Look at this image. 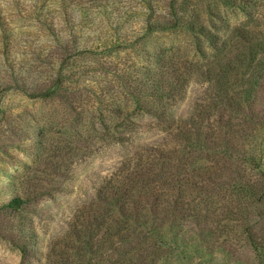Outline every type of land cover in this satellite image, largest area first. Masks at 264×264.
<instances>
[{"label":"rangeland","instance_id":"1","mask_svg":"<svg viewBox=\"0 0 264 264\" xmlns=\"http://www.w3.org/2000/svg\"><path fill=\"white\" fill-rule=\"evenodd\" d=\"M156 1L164 11L158 7L159 17L149 25L154 30L146 33L148 11L142 0H0V40L4 32L8 37L5 55L0 52V206L17 193L34 196V204L23 211L32 234L27 257L14 244L17 234L6 227L0 209V264H57L51 257L52 244L62 239L69 223L77 216L93 215L91 209L104 193L122 192L135 175L130 160L146 143L160 138L145 116L137 119L134 133L122 138L116 132L99 136L92 129L94 112L99 107L112 109L134 75H142L139 70L149 64L148 51L169 49L159 77L177 71L174 62L181 67L176 53L181 59L193 54L184 32L167 28L165 8L171 0ZM189 2L192 6L186 11L208 28L216 24L224 30L244 19L241 11L220 0ZM203 47L208 49L206 41ZM58 69L65 75L59 93L28 96L49 87ZM181 85L175 115H186L203 91L200 84ZM225 175L231 182L230 174ZM144 179L135 181L140 185ZM155 189L146 188L142 201ZM256 197L231 188L203 199L194 207L195 221L203 233L216 232L212 241L180 235L177 243L162 244L167 257L159 264H264V199L256 202ZM222 230L224 235L214 237ZM248 238L258 243L259 252H246L252 249ZM105 255L114 258L117 253L109 248ZM97 257L100 261L103 256Z\"/></svg>","mask_w":264,"mask_h":264},{"label":"trees","instance_id":"2","mask_svg":"<svg viewBox=\"0 0 264 264\" xmlns=\"http://www.w3.org/2000/svg\"><path fill=\"white\" fill-rule=\"evenodd\" d=\"M220 1L241 11L243 21L224 30L216 24L208 28L186 11L192 6L189 0H171L165 8L167 28L182 30L194 55L188 53L190 57L181 59L176 53L181 67L174 62L178 70L170 68V76L159 77L169 49L153 48L148 51L149 64L127 84L124 97L112 109L99 107L94 112L97 125L92 129L99 136L116 132L122 138L134 133L137 119L145 116L160 138L146 143L130 160L129 169L135 175L122 192L104 193L99 205L91 209L93 215L77 216L69 223L62 239L52 244L51 257L57 264H159L167 254L162 244L177 243L180 235L212 241L216 232L203 233L195 221L194 207L203 199L224 195L231 188L257 195L256 202L264 199V0ZM142 4L148 11L146 33H151L150 20L159 17L156 11L161 7L156 0H142ZM205 41L208 49L203 47ZM1 42L0 52L5 55V32ZM127 44L131 47L133 43ZM64 76L58 69L49 87L28 96L52 97L61 91ZM184 82L200 84L203 91L186 115H175ZM98 101H103L101 96ZM226 172L231 182L225 180ZM139 177L145 178L144 184H137ZM150 186L155 191L142 201ZM31 204L34 196L21 192L0 206L6 227L17 234L14 244L22 257L31 253L32 234L23 213ZM222 235L223 230L214 237ZM248 240L252 249L246 252H259L258 243ZM109 248L116 257L105 255ZM99 255L103 256L100 261Z\"/></svg>","mask_w":264,"mask_h":264}]
</instances>
